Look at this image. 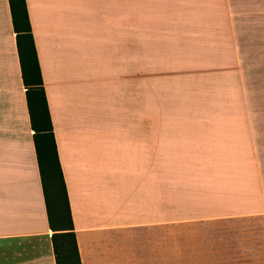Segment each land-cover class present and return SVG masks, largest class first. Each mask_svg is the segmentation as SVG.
Returning a JSON list of instances; mask_svg holds the SVG:
<instances>
[{"label":"crops","instance_id":"0c3cea01","mask_svg":"<svg viewBox=\"0 0 264 264\" xmlns=\"http://www.w3.org/2000/svg\"><path fill=\"white\" fill-rule=\"evenodd\" d=\"M25 3L81 264H264L263 115L151 110L134 0ZM51 234L0 0V264H56Z\"/></svg>","mask_w":264,"mask_h":264},{"label":"rangeland","instance_id":"374dc122","mask_svg":"<svg viewBox=\"0 0 264 264\" xmlns=\"http://www.w3.org/2000/svg\"><path fill=\"white\" fill-rule=\"evenodd\" d=\"M133 27L135 92L143 78L151 110L264 120V0H134ZM259 156L264 171L263 141Z\"/></svg>","mask_w":264,"mask_h":264},{"label":"trees","instance_id":"16d2710c","mask_svg":"<svg viewBox=\"0 0 264 264\" xmlns=\"http://www.w3.org/2000/svg\"><path fill=\"white\" fill-rule=\"evenodd\" d=\"M10 13L26 103L33 129V141L45 198L47 219L52 230L51 241L56 264H81L75 228L63 180L57 144L53 132L37 51L31 33L25 0H9ZM34 85L35 87H29ZM44 111L46 126L36 125V116ZM47 130V134L40 132ZM39 132V133H38Z\"/></svg>","mask_w":264,"mask_h":264},{"label":"flooded vegetation","instance_id":"af4514ba","mask_svg":"<svg viewBox=\"0 0 264 264\" xmlns=\"http://www.w3.org/2000/svg\"><path fill=\"white\" fill-rule=\"evenodd\" d=\"M29 87H35V86L34 85H30ZM39 111H40V115L36 116V119H35L36 125L40 126L41 122H42V124L46 126V120H45V117H44V111L42 110V107H40ZM40 132H42L44 134L45 133L47 134V130H41Z\"/></svg>","mask_w":264,"mask_h":264}]
</instances>
